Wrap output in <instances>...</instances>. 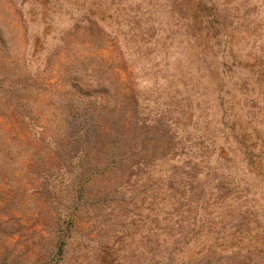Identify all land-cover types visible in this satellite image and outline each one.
Instances as JSON below:
<instances>
[{
	"label": "rangeland",
	"instance_id": "374dc122",
	"mask_svg": "<svg viewBox=\"0 0 264 264\" xmlns=\"http://www.w3.org/2000/svg\"><path fill=\"white\" fill-rule=\"evenodd\" d=\"M0 264H264V0H0Z\"/></svg>",
	"mask_w": 264,
	"mask_h": 264
}]
</instances>
